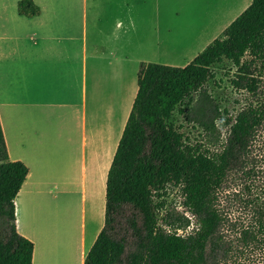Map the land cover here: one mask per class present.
Returning a JSON list of instances; mask_svg holds the SVG:
<instances>
[{"label":"trees","instance_id":"trees-1","mask_svg":"<svg viewBox=\"0 0 264 264\" xmlns=\"http://www.w3.org/2000/svg\"><path fill=\"white\" fill-rule=\"evenodd\" d=\"M17 14L35 17L39 8L20 0ZM224 70L240 95L231 117L204 94ZM198 94L226 131L216 153L175 123ZM27 174L8 160L0 126V264H32L33 244L16 232L14 214ZM168 189L190 217L166 211ZM83 264H264V0H252L185 67L140 64L107 174L104 225Z\"/></svg>","mask_w":264,"mask_h":264},{"label":"crops","instance_id":"crops-1","mask_svg":"<svg viewBox=\"0 0 264 264\" xmlns=\"http://www.w3.org/2000/svg\"><path fill=\"white\" fill-rule=\"evenodd\" d=\"M18 1L0 5V126L8 160L28 169L15 229L33 244L32 264H83L104 225L107 174L140 64L191 62L252 0H211L205 23H179L195 31L172 43L154 40L160 24L142 30L115 0H33L35 17L19 16Z\"/></svg>","mask_w":264,"mask_h":264},{"label":"rangeland","instance_id":"rangeland-1","mask_svg":"<svg viewBox=\"0 0 264 264\" xmlns=\"http://www.w3.org/2000/svg\"><path fill=\"white\" fill-rule=\"evenodd\" d=\"M14 0H0V5L13 6ZM119 4L125 3L126 6L133 9L134 14L140 18L142 22V30H148L149 23L158 22L160 25L156 32L152 33L153 39L157 38L165 39L171 43L177 41L179 35L182 33L191 34L195 29L190 30H178V24L182 22H188L198 24V27L205 23L206 13L204 14L211 0H181L183 2L184 14H178L174 11L178 7L177 0H115ZM230 0H221L220 6L225 8L228 6ZM39 2V1H38ZM42 2V0H40ZM193 7L196 9L194 14ZM128 10V8H125ZM239 10V9H236ZM178 14V15H177ZM183 16V17H180ZM194 16V18H193ZM154 25V24H153ZM164 26H168L167 30ZM197 31V29H196ZM143 36V33H142ZM189 42H191L189 40ZM190 57V55L188 56ZM153 64H160L170 67L183 68L190 62H149ZM148 64V63H145ZM233 70L230 72L218 71L214 82L209 83L204 87L206 95L212 99L216 105H218L223 115L234 116L235 112L239 108V105L235 101L239 98V93L234 90L231 84ZM128 81V79H127ZM204 94H198L193 97L192 102L189 103V107L181 114L175 112V123L179 127L180 132L184 133L193 142H203L205 148L211 152H218L220 145L225 138L226 131L220 128L218 119H216L215 111L211 104L206 100ZM215 120V121H214ZM201 122L208 124V132L204 133V129L200 127ZM214 123V127L211 124ZM165 198L166 211L172 216L177 214H183L185 217H190L189 214L183 213V209L180 205L181 198L177 190L168 189ZM163 214V213H162ZM161 214V215H162ZM193 226H189L185 230H180L182 235L189 233Z\"/></svg>","mask_w":264,"mask_h":264},{"label":"bare ground","instance_id":"bare-ground-1","mask_svg":"<svg viewBox=\"0 0 264 264\" xmlns=\"http://www.w3.org/2000/svg\"><path fill=\"white\" fill-rule=\"evenodd\" d=\"M58 240L61 241L62 244L66 245V240L65 239L59 238ZM58 240L56 239L55 241H58Z\"/></svg>","mask_w":264,"mask_h":264},{"label":"built area","instance_id":"built-area-1","mask_svg":"<svg viewBox=\"0 0 264 264\" xmlns=\"http://www.w3.org/2000/svg\"><path fill=\"white\" fill-rule=\"evenodd\" d=\"M177 235H182V234L180 233V230L177 231Z\"/></svg>","mask_w":264,"mask_h":264}]
</instances>
